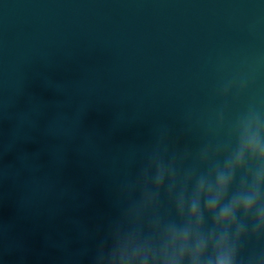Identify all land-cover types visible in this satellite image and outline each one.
<instances>
[{
  "label": "water",
  "instance_id": "obj_1",
  "mask_svg": "<svg viewBox=\"0 0 264 264\" xmlns=\"http://www.w3.org/2000/svg\"><path fill=\"white\" fill-rule=\"evenodd\" d=\"M249 106L264 0H0V264H97L152 214L131 216L149 158L198 174ZM262 256L249 238L238 264Z\"/></svg>",
  "mask_w": 264,
  "mask_h": 264
},
{
  "label": "clouds",
  "instance_id": "obj_2",
  "mask_svg": "<svg viewBox=\"0 0 264 264\" xmlns=\"http://www.w3.org/2000/svg\"><path fill=\"white\" fill-rule=\"evenodd\" d=\"M233 139L228 151L204 148L198 174L178 177L172 163L151 156L131 216L152 214L143 226L114 230L97 264H238L242 242L264 237V109L238 116ZM161 194L172 213L164 220L153 211Z\"/></svg>",
  "mask_w": 264,
  "mask_h": 264
}]
</instances>
